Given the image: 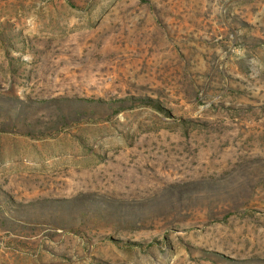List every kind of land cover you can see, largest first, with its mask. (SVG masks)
Wrapping results in <instances>:
<instances>
[{
	"label": "rangeland",
	"instance_id": "rangeland-1",
	"mask_svg": "<svg viewBox=\"0 0 264 264\" xmlns=\"http://www.w3.org/2000/svg\"><path fill=\"white\" fill-rule=\"evenodd\" d=\"M0 264H264V0H0Z\"/></svg>",
	"mask_w": 264,
	"mask_h": 264
}]
</instances>
